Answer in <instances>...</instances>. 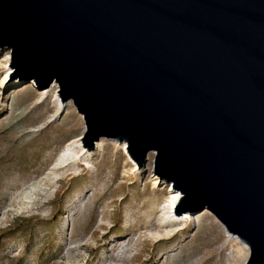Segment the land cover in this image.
<instances>
[{"label":"water","instance_id":"95a60500","mask_svg":"<svg viewBox=\"0 0 264 264\" xmlns=\"http://www.w3.org/2000/svg\"><path fill=\"white\" fill-rule=\"evenodd\" d=\"M0 48L264 264V0H0Z\"/></svg>","mask_w":264,"mask_h":264},{"label":"rangeland","instance_id":"374dc122","mask_svg":"<svg viewBox=\"0 0 264 264\" xmlns=\"http://www.w3.org/2000/svg\"><path fill=\"white\" fill-rule=\"evenodd\" d=\"M10 64L0 48V264L245 263L206 207L169 210L181 192L154 174V152L139 170L126 142L100 137L88 152L58 84L8 83Z\"/></svg>","mask_w":264,"mask_h":264},{"label":"bare ground","instance_id":"6f19581e","mask_svg":"<svg viewBox=\"0 0 264 264\" xmlns=\"http://www.w3.org/2000/svg\"><path fill=\"white\" fill-rule=\"evenodd\" d=\"M52 86L56 87L57 84L54 82ZM122 146L124 149V154L127 155L126 144L124 143V144H122ZM170 191H171L170 196L166 199V202H167V205L169 207V210L173 213V210L176 209L177 204L180 202L181 194L178 193L177 191H173L171 188H170ZM187 218H188V216L186 215L184 217V220ZM225 233H226V241L229 244H231L233 247L236 248L238 255H240L242 258L243 257L246 258L249 255V247L241 239H239L237 236L232 235L226 231H225Z\"/></svg>","mask_w":264,"mask_h":264}]
</instances>
